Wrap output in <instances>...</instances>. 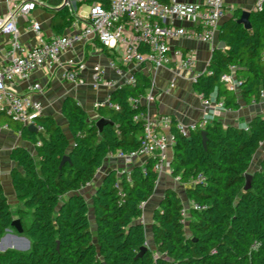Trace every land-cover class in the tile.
Wrapping results in <instances>:
<instances>
[{
    "label": "trees",
    "instance_id": "1",
    "mask_svg": "<svg viewBox=\"0 0 264 264\" xmlns=\"http://www.w3.org/2000/svg\"><path fill=\"white\" fill-rule=\"evenodd\" d=\"M241 13L237 8L222 22L218 39L225 47L213 50L209 73L193 82L202 98L223 97L228 108L239 106L238 97L248 103L264 91V9L251 11L250 29L237 22ZM72 20L68 5L55 11L54 34H62ZM231 65L241 79L238 93L220 80ZM133 77V83L113 88L109 104L95 108L97 117H89L74 98L66 97L61 107L66 132L51 115L39 116L43 131L33 133L0 112L19 128L36 153L33 157L23 147L12 151L19 166L12 170L13 187L24 207L32 211L30 224L22 225L30 248L0 251V264H264V157L251 172L250 188H244V175L264 140V117H254L248 129L213 120L204 128L206 147L202 129L183 135L170 117L175 139L171 173L187 184V197L203 208H190L183 217L180 195L173 188L166 189L149 224L154 249H140L146 244L140 205L153 195L159 178L152 157L144 172L139 165L129 175L107 171L90 204L79 192L109 154L136 150L140 145L143 121L134 116L146 112V107L134 109L131 100L147 93L151 79L142 71H135ZM100 118L108 120L101 129L96 125ZM66 155L69 159L62 160ZM199 176L203 179L197 180ZM12 219L0 183V240Z\"/></svg>",
    "mask_w": 264,
    "mask_h": 264
},
{
    "label": "built area",
    "instance_id": "2",
    "mask_svg": "<svg viewBox=\"0 0 264 264\" xmlns=\"http://www.w3.org/2000/svg\"><path fill=\"white\" fill-rule=\"evenodd\" d=\"M76 1H65L74 10ZM8 12L0 16V32L10 37L9 49L6 52L7 62L0 64V112L21 122L23 125L34 124L37 131H43L37 118L43 114L40 101L32 98V94L43 91L40 83H33L28 91L18 94L10 90V85L17 79H28L30 74L43 66H56L62 69V78L74 84H84L81 72L86 69L83 61H63L61 55L72 48L76 43L98 42L101 46L114 51L122 64H150L153 68L169 66L178 74L191 73L194 82L201 74H208L205 70L194 73L195 56L191 51H185L173 45L177 40L198 41L213 43L221 24L227 14L225 0H91L86 16L72 22L70 32L46 37L38 21L31 20L30 30L35 34L36 42L31 48H25L20 42V29L17 17L28 15L37 6H45L41 0H5ZM264 9V0H254L253 11L261 12ZM1 52V47H0ZM264 59V50L261 54ZM109 66L120 77L123 75L121 67L116 61ZM235 65L229 67V72L223 73L220 80L225 86L238 93L241 79L234 76ZM92 85L117 87L124 83H133V74L122 82L108 80L104 77V69L96 64L92 68ZM173 86V84H171ZM109 98V97H108ZM108 98L104 102H94V108L100 103L109 104ZM202 98V97H201ZM143 100L152 101L153 96L145 95L131 100L134 109L142 105ZM264 100V91L260 90L259 99L252 98L251 103L256 104ZM207 108H221L223 102L214 98H202ZM117 107V106H115ZM134 119H142L143 133L140 145L136 150L123 152L116 151L108 156H115L125 162L142 155L145 159L139 165L145 171L147 159H154V170L160 175L165 164L172 157L174 135L170 131L171 118L161 115L150 117L146 112L138 113ZM210 123L208 118L198 122L182 124L177 122L176 128L183 135H189L192 130L202 129ZM126 171V170H124ZM123 171V172H124ZM128 170V175H129ZM179 180V177H175ZM197 177V180H202ZM194 183V181H192ZM146 202L141 203L144 208ZM190 208L201 210L198 202L190 200L183 205L181 214L185 217Z\"/></svg>",
    "mask_w": 264,
    "mask_h": 264
},
{
    "label": "crops",
    "instance_id": "3",
    "mask_svg": "<svg viewBox=\"0 0 264 264\" xmlns=\"http://www.w3.org/2000/svg\"><path fill=\"white\" fill-rule=\"evenodd\" d=\"M46 5L37 6L28 15L17 17V25L20 29V42L25 48H31L36 42L35 34L30 30L29 24L31 20L38 21L46 37L55 36L51 27V20L53 13L64 6V0H41ZM73 2L74 0H70ZM201 2L202 0H197ZM227 6V14L222 22L230 16L235 9L253 10L254 0H225ZM91 0L76 1L74 10H72L73 20L65 28L64 33L70 32L72 22L86 16L89 10ZM8 12L5 0H0V16L6 15ZM83 19V18H81ZM220 24V25H221ZM219 25V28H220ZM219 30V29H218ZM10 37L7 34L0 32V64L7 62L6 52L9 49ZM218 32L213 43H205L198 41L177 40L173 42L175 47H180L185 51H191L195 56V63L193 72L201 73L207 70V64L212 56V52L219 44ZM218 49V48H217ZM224 49V48H220ZM107 50V53L106 51ZM63 61L73 60L74 62L83 61L86 64V69L81 72V77L84 79V84H74L62 78V69L56 66H43L38 70L32 72L28 79H17L10 85V90L15 93L23 94L28 91V87L33 83H40L43 86L41 93H33L32 98L41 102L43 107L42 115H51L59 126L66 132L67 123L61 112L63 101L66 97L74 98L77 103L83 107L89 114V117H97L94 108V102H104L109 97L113 88L107 86H99L94 88L92 85V68L94 65H100L105 73L104 77L108 80H118L122 82L123 77L134 74L135 71H142L151 79V87L147 90L148 94L153 96L152 101L143 100L142 105L146 107V113L156 118L161 115H167L174 118L177 122L182 124H189L191 122H198L203 118H208L210 122L213 120L220 121L224 126L234 125L236 127H244L248 129L254 117H264V100L256 104L244 102L238 97L239 106L235 108L221 107L216 109L207 108L203 105L202 98L194 89L191 81V73L182 72L178 74L169 66H161L153 68L150 64H142L140 66L135 64H122L118 60L116 53L108 48L101 46L98 42L92 41L89 43H76L72 48L65 51L61 55ZM111 61H116L121 67L123 75H117L115 71L109 66ZM234 76H236L234 71ZM173 84V86H171ZM115 88V87H114ZM215 99V98H214ZM216 101L223 102V97ZM38 121V120H37ZM16 147H23L30 151L33 157H36L33 144L24 138L15 124H9L7 120L0 116V183L3 192L7 199L12 212L13 219H19L21 226L26 224L23 221V214L26 213L23 201L16 196L12 183V170L19 169L18 164L12 159V151ZM173 150L171 151V155ZM260 155L258 160H251L249 172L259 168L260 162L264 157V140L261 141L260 146L254 156ZM145 159L140 155L130 162H125L115 156H107L101 167L95 173L93 179L80 189V193L86 198L89 196L90 204L92 195L101 183L104 175L111 169H116L117 174H121L124 170L128 171L135 165H140ZM169 170L167 173L163 172L159 175L157 184L155 186V194L151 196L147 202H151L152 208H155L164 192L168 188H173L180 195L183 205H187L190 199L186 195L187 184L176 180ZM167 170V167H166ZM192 184V182H189ZM160 191H157V190ZM152 215V214H151ZM91 216V215H90ZM145 224L144 220H142ZM5 235V234H4ZM9 236L24 237L23 233L16 229L9 231L0 243V251L6 249H20L18 243H5ZM26 237V236H25Z\"/></svg>",
    "mask_w": 264,
    "mask_h": 264
},
{
    "label": "water",
    "instance_id": "4",
    "mask_svg": "<svg viewBox=\"0 0 264 264\" xmlns=\"http://www.w3.org/2000/svg\"><path fill=\"white\" fill-rule=\"evenodd\" d=\"M65 1H67V0H65ZM250 13H251V11L242 10V13H241L240 17L237 19V22L239 24H241L245 29H250L251 28V24H250V21H249ZM224 47H225L224 42L220 41L218 46H217V48L220 49V48H224ZM107 122H108L107 119L100 118V119L97 120L96 125L101 129V127ZM25 126L31 132L38 133V131H37V129H36L34 124H28V125H25ZM201 135H202V140H203V146L206 147L207 131L205 129L202 130L201 131ZM68 159H69V157L67 155L62 158V160H68ZM170 164H171V162L169 161V165ZM244 176L246 178V184H245L244 188L248 189V188H250V185H251L252 174H251V172L248 171ZM13 229H16L20 233L23 232V229H22V226H21V222H20L19 219H12L10 228L7 229L5 235L1 238L0 243L7 235H9V231H12ZM148 248L149 247L146 244H144L142 247H140V249L142 251H144V250H146Z\"/></svg>",
    "mask_w": 264,
    "mask_h": 264
},
{
    "label": "rangeland",
    "instance_id": "5",
    "mask_svg": "<svg viewBox=\"0 0 264 264\" xmlns=\"http://www.w3.org/2000/svg\"><path fill=\"white\" fill-rule=\"evenodd\" d=\"M260 157V155L258 154L257 156H254V160H258ZM166 167H167V170H166ZM168 163L165 164V169L164 171L167 173V171L169 170L168 168ZM157 191H160L159 189ZM154 197L156 196L155 192L153 193ZM86 198L88 200H90L89 196H86ZM152 198V197H150ZM26 209V213L23 214V221L24 223L26 224V226H28L32 220V211L31 209L29 208H25ZM154 208H152V204L151 202H147L145 203L144 205V208H143V218L142 220H144L145 222V233H146V245L148 247H151V248H155V244H154V241L152 239V235H151V231H150V222H151V214H152V211H153ZM186 221V220H185ZM14 230V229H13ZM18 243V245L21 247L20 249L22 250H27L28 248H30V240L29 238L27 237H14V236H9L8 238H6L5 240V243Z\"/></svg>",
    "mask_w": 264,
    "mask_h": 264
}]
</instances>
